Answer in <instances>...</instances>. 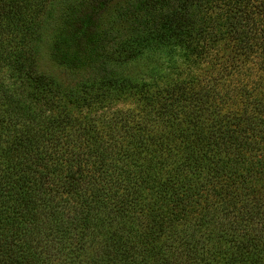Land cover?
Masks as SVG:
<instances>
[{
    "label": "trees",
    "instance_id": "16d2710c",
    "mask_svg": "<svg viewBox=\"0 0 264 264\" xmlns=\"http://www.w3.org/2000/svg\"><path fill=\"white\" fill-rule=\"evenodd\" d=\"M222 1L0 0V264H264V0Z\"/></svg>",
    "mask_w": 264,
    "mask_h": 264
},
{
    "label": "rangeland",
    "instance_id": "374dc122",
    "mask_svg": "<svg viewBox=\"0 0 264 264\" xmlns=\"http://www.w3.org/2000/svg\"><path fill=\"white\" fill-rule=\"evenodd\" d=\"M218 8L214 7L208 12H204L206 18L209 16L215 18V16H220L224 11L225 6L222 0H216ZM215 4V6H216ZM219 53L222 54L224 51H229V49H218ZM39 70L45 74L55 76L58 80L64 79V73L60 68H57L52 62L48 60L46 54V49H43V53L40 55L39 60ZM206 64L198 65L193 59H186L182 52H176L172 56H164L162 53L157 55H150L146 59L141 60L138 63L131 65V75L137 81L142 80L149 81L153 78H161L158 81L160 84L164 83V75H167L170 79H175L177 77H188L191 75H199L202 72V69L206 68ZM255 77V76H254ZM252 77V78H254ZM250 78V79H252ZM135 98H129L126 102H118L113 107L114 108H128L135 105Z\"/></svg>",
    "mask_w": 264,
    "mask_h": 264
}]
</instances>
